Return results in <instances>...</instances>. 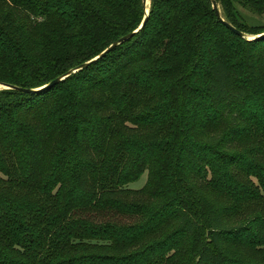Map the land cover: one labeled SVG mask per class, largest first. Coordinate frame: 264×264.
I'll use <instances>...</instances> for the list:
<instances>
[{
	"label": "trees",
	"instance_id": "16d2710c",
	"mask_svg": "<svg viewBox=\"0 0 264 264\" xmlns=\"http://www.w3.org/2000/svg\"><path fill=\"white\" fill-rule=\"evenodd\" d=\"M215 1L264 32L241 11L264 0ZM144 16L0 0V83L40 87ZM0 264H264V36L210 0H150L85 67L0 88Z\"/></svg>",
	"mask_w": 264,
	"mask_h": 264
},
{
	"label": "water",
	"instance_id": "95a60500",
	"mask_svg": "<svg viewBox=\"0 0 264 264\" xmlns=\"http://www.w3.org/2000/svg\"><path fill=\"white\" fill-rule=\"evenodd\" d=\"M211 1V6H212V9L214 10V13L216 15V17L222 21L224 23V25H226V27H228L232 32H234L235 34L241 36V37H246L247 39H255V38H259V37H262L264 36V32L261 33V34H257V35H245L242 31L238 30L237 28H235L233 25H231L229 22L225 21L221 15V12L219 10V7L216 3L215 0H210ZM142 4H143V8H144V13H145V16L143 17L140 25L138 26L137 29H135L134 31L120 37L118 40L114 41L113 43H111L108 47H106L103 51H101L97 56H95L94 58L84 62V63H81L80 65H78L77 67L73 68V69H70L68 70L66 73H64L63 75H60V76H57L56 78L52 79L51 81H49L48 83L40 86V87H36V88H23V87H17V86H12V85H8V84H5V83H0V85H2L3 87L2 88H16L20 91H23V92H27V93H31V92H36V91H39L41 89H44V88H48L54 84H56L58 81L62 80L63 78H65L66 76H68L69 74L85 67L87 64H89L90 62H92L93 60H96L97 58H99L100 56H103L106 52L110 51L112 48H114L116 45H118L119 43L123 42L124 40L128 39L129 37H131L133 35V33H135L138 29H140L146 19H147V15H148V6L146 5V0H142Z\"/></svg>",
	"mask_w": 264,
	"mask_h": 264
},
{
	"label": "rangeland",
	"instance_id": "374dc122",
	"mask_svg": "<svg viewBox=\"0 0 264 264\" xmlns=\"http://www.w3.org/2000/svg\"><path fill=\"white\" fill-rule=\"evenodd\" d=\"M149 3H150V0L148 1L147 6L149 5ZM219 10H220V8H219ZM241 11L244 13L248 22H250L252 25L264 24V14H261V15L252 14L246 10H243V9H241ZM220 12H221V10H220ZM2 87L3 86L0 85V88H2ZM145 179H146V170L143 171L137 179L129 182L128 185L131 187H140L145 182Z\"/></svg>",
	"mask_w": 264,
	"mask_h": 264
},
{
	"label": "bare ground",
	"instance_id": "6f19581e",
	"mask_svg": "<svg viewBox=\"0 0 264 264\" xmlns=\"http://www.w3.org/2000/svg\"><path fill=\"white\" fill-rule=\"evenodd\" d=\"M148 1H149V0H146V5L148 4Z\"/></svg>",
	"mask_w": 264,
	"mask_h": 264
}]
</instances>
